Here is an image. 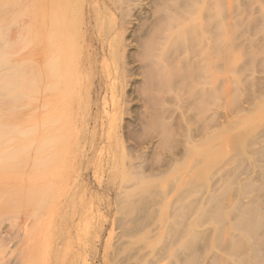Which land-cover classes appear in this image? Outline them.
Masks as SVG:
<instances>
[{
    "label": "rangeland",
    "instance_id": "374dc122",
    "mask_svg": "<svg viewBox=\"0 0 264 264\" xmlns=\"http://www.w3.org/2000/svg\"><path fill=\"white\" fill-rule=\"evenodd\" d=\"M13 73L0 264H264V0H0Z\"/></svg>",
    "mask_w": 264,
    "mask_h": 264
},
{
    "label": "bare ground",
    "instance_id": "6f19581e",
    "mask_svg": "<svg viewBox=\"0 0 264 264\" xmlns=\"http://www.w3.org/2000/svg\"><path fill=\"white\" fill-rule=\"evenodd\" d=\"M12 74V73H11ZM11 74L9 75V76H5L4 78H2V80L0 81V86H2V87H14V90L16 89H18V88H16V87H18V83H14L13 81L15 80V81H18L19 82V85H20V81H21V79L22 78H20V74H18V75H16L15 73H13V74H15L14 76H12L11 77ZM52 76H56V75H52ZM13 80H11L10 78ZM57 77V76H56ZM23 80V82H25L26 80H24V79H22ZM56 81V80H55ZM58 81V80H57ZM54 82V81H53ZM22 86H25L26 87V84L24 83V85H22ZM21 86V87H22ZM29 86V85H28ZM23 88V87H22ZM29 89V88H28ZM27 88H26V90L25 91H27L28 90ZM32 89H33V87H32ZM22 90H24V89H21L20 90V92H23ZM30 91V90H29ZM31 91H33V90H31ZM61 91V90H60ZM30 93H32V92H30ZM23 94H24V92H23ZM28 94V93H27ZM26 95V94H25ZM51 111V110H50ZM54 111V110H53ZM59 111V110H58ZM63 113V112H62ZM52 114V113H51ZM56 116V115H55ZM12 117V116H11ZM45 117H47V116H45ZM50 117V116H49ZM13 121H15L14 119H12ZM11 122V121H10ZM16 126H19V125H17V124H15ZM10 127H11V125H10ZM11 130V129H10ZM9 129H8V132L10 131ZM8 132H6V133H8ZM11 133H13V131H10ZM9 132V133H10ZM8 133V134H9ZM5 134V133H4ZM14 134V133H13ZM17 134H18V131H17ZM9 135H12V134H9ZM13 136V135H12ZM20 136H24V142L26 143V140H27V137H26V133H24V132H22V134L20 135ZM9 152V153H8ZM7 152V154H6V158L7 159H12V158H14V155H12V152L13 151H8ZM2 156H0V160H2ZM4 160V159H3ZM44 249H45V247H44Z\"/></svg>",
    "mask_w": 264,
    "mask_h": 264
}]
</instances>
